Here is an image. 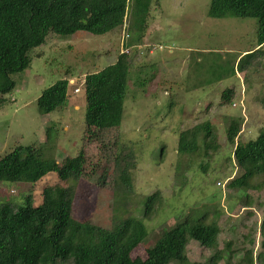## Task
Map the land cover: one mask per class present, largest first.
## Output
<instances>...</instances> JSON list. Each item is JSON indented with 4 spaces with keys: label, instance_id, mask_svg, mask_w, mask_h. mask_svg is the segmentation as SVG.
I'll list each match as a JSON object with an SVG mask.
<instances>
[{
    "label": "rangeland",
    "instance_id": "rangeland-1",
    "mask_svg": "<svg viewBox=\"0 0 264 264\" xmlns=\"http://www.w3.org/2000/svg\"><path fill=\"white\" fill-rule=\"evenodd\" d=\"M211 2L153 0L138 44L136 30L129 29L131 12L124 26L104 35L50 32L29 52V67L13 75L16 87L0 107V159L29 145L59 166L84 153L86 176L76 183L74 215L110 230L131 217L144 219L149 234L133 258L146 259L166 229L206 216L220 229L217 248L191 239L189 264L209 262L217 250L224 252L220 264H264V175L253 180L259 189L228 187L241 173L228 141L231 123L241 122V143L264 131V53L249 54L257 49L258 20L212 18ZM120 60L129 79L123 122L88 132L83 83ZM61 79L70 83L67 105L41 113L39 97ZM229 89L235 94L226 103L223 93ZM206 122L219 145L210 152L205 133L182 134ZM125 167L130 185L121 180ZM57 184L71 182L62 181L59 170L34 184L0 182V203L21 205L31 194L37 206L44 188ZM156 193L155 210L145 219V201Z\"/></svg>",
    "mask_w": 264,
    "mask_h": 264
},
{
    "label": "trees",
    "instance_id": "trees-1",
    "mask_svg": "<svg viewBox=\"0 0 264 264\" xmlns=\"http://www.w3.org/2000/svg\"><path fill=\"white\" fill-rule=\"evenodd\" d=\"M153 0H0V107L5 96L16 87L13 75L31 64L29 52L46 42L50 32L64 36L86 31L104 35L125 25L131 12L135 44L147 30ZM130 8V10H129ZM212 18H256L257 51L264 53V0H212ZM129 47L128 45H126ZM120 60L89 76L85 82L88 107L86 125L112 129L120 126L125 115L129 79ZM69 80L61 79L47 88L38 99L41 113L49 114L65 107L69 100ZM235 91L226 90L223 98L232 101ZM241 122L234 120L227 131L235 145L234 160L241 173L228 182L234 190H251L256 177L264 175V131L256 139L237 142ZM204 135L206 152L219 148L214 126L210 122L196 125L183 136ZM84 153L67 158L62 166L47 156L42 148L19 146L0 159V182L36 183L59 170L69 186L50 185L43 190V202L35 205L31 194L23 204L0 203V264H189L187 246L191 239L208 248H217L218 225L207 217L188 218L166 229L148 250L146 259L133 258L132 252L148 237L144 219L128 218L110 230L74 215L76 183L85 175ZM59 167H61L59 169ZM129 167L121 172L123 183L130 185ZM261 186H258L259 189ZM160 194L145 201V219L155 210ZM262 226L264 227V221ZM231 245V244H230ZM229 245V246H230ZM264 246V243H263ZM224 252L217 250L207 263L220 264ZM254 264V261H250Z\"/></svg>",
    "mask_w": 264,
    "mask_h": 264
},
{
    "label": "built area",
    "instance_id": "built-area-1",
    "mask_svg": "<svg viewBox=\"0 0 264 264\" xmlns=\"http://www.w3.org/2000/svg\"><path fill=\"white\" fill-rule=\"evenodd\" d=\"M124 52H129L128 48H126V50H125ZM83 84H85V82H84ZM69 85H70V83H69ZM75 92H76V93H77V92H80V89H79V88H76Z\"/></svg>",
    "mask_w": 264,
    "mask_h": 264
}]
</instances>
